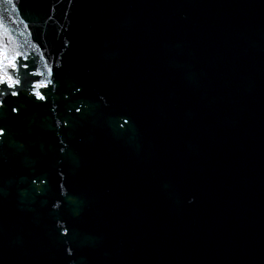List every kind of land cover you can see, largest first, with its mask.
Wrapping results in <instances>:
<instances>
[{
  "label": "water",
  "instance_id": "1",
  "mask_svg": "<svg viewBox=\"0 0 264 264\" xmlns=\"http://www.w3.org/2000/svg\"><path fill=\"white\" fill-rule=\"evenodd\" d=\"M0 16V264H264V0Z\"/></svg>",
  "mask_w": 264,
  "mask_h": 264
},
{
  "label": "snow or ice",
  "instance_id": "2",
  "mask_svg": "<svg viewBox=\"0 0 264 264\" xmlns=\"http://www.w3.org/2000/svg\"><path fill=\"white\" fill-rule=\"evenodd\" d=\"M6 4H13V0H4ZM18 7V4L14 6L13 10L15 11ZM4 18L0 16V96L5 95L6 92L13 97L17 96L18 89L20 87L21 81L13 75V73L19 72L20 69H24L25 72L29 70V63L27 61V57L19 52H15L14 54H9L5 44L3 43L2 33L6 30L4 25ZM47 67V66H46ZM48 75L51 76V69L48 68ZM33 76H41L43 73L39 68H36L34 71L29 73ZM48 86L47 80H40L33 83V89L36 88H45ZM33 94L37 97V99L43 101L45 99V95L39 91H34ZM15 111V109H13ZM0 134H3V129H0Z\"/></svg>",
  "mask_w": 264,
  "mask_h": 264
}]
</instances>
